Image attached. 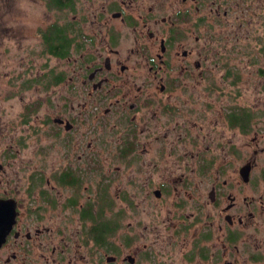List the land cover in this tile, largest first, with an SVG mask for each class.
I'll use <instances>...</instances> for the list:
<instances>
[{"label":"flooded vegetation","instance_id":"flooded-vegetation-1","mask_svg":"<svg viewBox=\"0 0 264 264\" xmlns=\"http://www.w3.org/2000/svg\"><path fill=\"white\" fill-rule=\"evenodd\" d=\"M0 264H264V0H0Z\"/></svg>","mask_w":264,"mask_h":264}]
</instances>
